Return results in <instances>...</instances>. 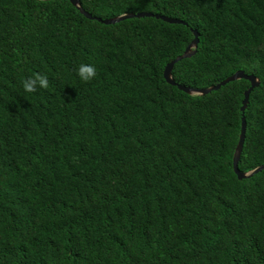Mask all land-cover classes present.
Wrapping results in <instances>:
<instances>
[{
    "label": "trees",
    "instance_id": "obj_1",
    "mask_svg": "<svg viewBox=\"0 0 264 264\" xmlns=\"http://www.w3.org/2000/svg\"><path fill=\"white\" fill-rule=\"evenodd\" d=\"M0 0V264H264V0ZM96 75L83 81L81 65ZM46 75L48 88L23 80Z\"/></svg>",
    "mask_w": 264,
    "mask_h": 264
},
{
    "label": "water",
    "instance_id": "obj_2",
    "mask_svg": "<svg viewBox=\"0 0 264 264\" xmlns=\"http://www.w3.org/2000/svg\"><path fill=\"white\" fill-rule=\"evenodd\" d=\"M69 2L82 15H84L87 19L96 20V21L103 23V24H114V23H117V22L125 20V19H129V18L154 17L156 19H161V20L168 22V23H171V24L187 25V22H185L182 19L166 16V15H163L160 13H154L151 11H145V10L144 11H138V12H126V13H122V14H119V15H116L113 17L101 18V17L95 16V15H92L90 12L85 10L82 7L79 0H69ZM191 31L193 34L192 40L187 44V46L185 47L184 51L181 54L177 55L175 58L170 60L165 65V67L163 69V78L167 84L172 85V86H176L179 90L183 91L184 93H186L188 95H200V96L208 94L211 91L218 90L221 86H223V85H225L231 81H234V80L245 79V80L249 81L250 84H249L248 88H246V90L243 92V99H242L241 107H240V110L242 113L240 134H239L236 146L234 148L233 156H232V168H233V172L237 176V179L241 180V179L249 178V177L253 176L254 174H256V173H258L264 169V163L254 167L250 170H247V171L240 170L239 166H238V163L240 160V155H241L243 144H244V140H245V133H246V118L244 115V111H245L247 104L249 102V96H250L251 91L259 85L260 80L254 74H247L243 70H236L235 72H233L229 76L225 77L221 81H219L215 84H212L210 86L203 87V88L185 86L183 84L176 82L173 78V75H172V70H173L174 64L177 63L178 61L182 60V59L189 58V57L193 56L197 50V45H198V40H199L198 39V32L196 29H192V28H191Z\"/></svg>",
    "mask_w": 264,
    "mask_h": 264
},
{
    "label": "clouds",
    "instance_id": "obj_3",
    "mask_svg": "<svg viewBox=\"0 0 264 264\" xmlns=\"http://www.w3.org/2000/svg\"><path fill=\"white\" fill-rule=\"evenodd\" d=\"M77 75L81 80L90 81L96 75L95 67L92 65L81 64L77 69ZM25 92H35L37 87L48 88L49 82L46 75L36 73L34 76L28 77L22 82Z\"/></svg>",
    "mask_w": 264,
    "mask_h": 264
}]
</instances>
